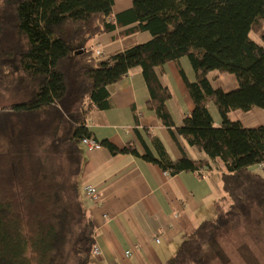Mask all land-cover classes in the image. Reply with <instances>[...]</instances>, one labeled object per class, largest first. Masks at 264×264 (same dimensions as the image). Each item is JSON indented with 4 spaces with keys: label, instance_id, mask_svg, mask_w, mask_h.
I'll use <instances>...</instances> for the list:
<instances>
[{
    "label": "trees",
    "instance_id": "trees-1",
    "mask_svg": "<svg viewBox=\"0 0 264 264\" xmlns=\"http://www.w3.org/2000/svg\"><path fill=\"white\" fill-rule=\"evenodd\" d=\"M132 3L113 23L114 0H0V94L11 101L0 107V264H64L68 255L91 264L94 224L79 183L84 140L92 138L88 119L93 110L110 108V87L134 67L142 69L149 110L170 130L182 157L171 159L148 129L158 156L148 147L141 155L130 143L123 149L107 140L99 145L170 176L199 172L218 159L228 169L216 218L187 235L167 264H203L205 247L222 227L264 225V174L253 169L264 166V127L246 129L228 117L234 110L264 109V0ZM130 24L121 32L124 51L101 61L88 47ZM141 32L151 40L137 44ZM183 57L195 70L193 83L180 65ZM169 62L177 63L195 105L180 127L167 107L172 93L156 73ZM213 71L235 75L239 87L229 93L213 88ZM210 103L221 115L219 127ZM182 139L209 160L191 159Z\"/></svg>",
    "mask_w": 264,
    "mask_h": 264
},
{
    "label": "crops",
    "instance_id": "crops-1",
    "mask_svg": "<svg viewBox=\"0 0 264 264\" xmlns=\"http://www.w3.org/2000/svg\"><path fill=\"white\" fill-rule=\"evenodd\" d=\"M132 6V0H114L113 23L117 22V15ZM134 25L118 26L94 39L88 47L99 51L100 60L105 61L113 53L125 50L121 32ZM252 38L260 43L255 34ZM149 40L148 32L135 36L137 44ZM180 65L188 81L195 82L196 73L189 58H181ZM156 73L161 84L172 93L167 107L175 125L180 127L195 106L185 80L175 62L157 68ZM208 79L213 88L226 93L239 87L237 77L230 73L213 71ZM110 92V108L93 110L89 115L88 128L93 140H107L120 149L130 143L141 155L148 147L158 156L145 133L148 129L159 137L171 159L182 157L170 130L147 106L150 95L141 67L130 69L123 81L110 87ZM209 112L215 126H221L222 118L214 103L209 104ZM228 117L246 129L264 127L262 108L234 110ZM181 143L191 159L209 160L197 147L183 139ZM82 148L81 199L94 224L95 245L102 251L99 258L93 256L91 264H167L187 235L202 222L216 218L215 203L224 195L222 175L228 173L221 159L210 162L209 167L199 172L170 176L158 165L131 154L113 155L100 145L89 148L83 144ZM256 167L261 166L253 169ZM88 185L102 193L98 202L85 196L84 187Z\"/></svg>",
    "mask_w": 264,
    "mask_h": 264
},
{
    "label": "rangeland",
    "instance_id": "rangeland-1",
    "mask_svg": "<svg viewBox=\"0 0 264 264\" xmlns=\"http://www.w3.org/2000/svg\"><path fill=\"white\" fill-rule=\"evenodd\" d=\"M10 103L7 97L0 94V107ZM255 169L264 174V168ZM61 178L58 176L57 180ZM257 217L259 214L255 213L254 218ZM64 264H77L76 258L68 255ZM203 264H264V225L245 224L238 229L220 228L216 237L205 247Z\"/></svg>",
    "mask_w": 264,
    "mask_h": 264
},
{
    "label": "built area",
    "instance_id": "built-area-1",
    "mask_svg": "<svg viewBox=\"0 0 264 264\" xmlns=\"http://www.w3.org/2000/svg\"><path fill=\"white\" fill-rule=\"evenodd\" d=\"M97 54H100V52L98 51ZM84 144L89 148H95L99 146V143L93 140L92 138L85 139ZM261 168H264V166H261ZM84 194L85 196H87L88 198L92 199L95 202H98L102 196V193L97 187L89 186V185L84 187ZM92 254L94 257L99 258L102 254L100 247L94 245L92 249Z\"/></svg>",
    "mask_w": 264,
    "mask_h": 264
}]
</instances>
